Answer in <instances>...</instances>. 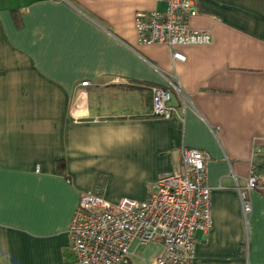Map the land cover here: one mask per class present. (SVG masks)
<instances>
[{
    "label": "crops",
    "instance_id": "1",
    "mask_svg": "<svg viewBox=\"0 0 264 264\" xmlns=\"http://www.w3.org/2000/svg\"><path fill=\"white\" fill-rule=\"evenodd\" d=\"M196 3L189 27L213 43L175 61L137 41L157 0H0V264H77L84 193L102 181L113 204L147 200L183 148L208 154L213 189L194 264H264V198L245 216L239 193L264 150V0ZM172 82L179 115L155 117L153 88ZM146 246L130 264H155L163 245Z\"/></svg>",
    "mask_w": 264,
    "mask_h": 264
},
{
    "label": "built area",
    "instance_id": "2",
    "mask_svg": "<svg viewBox=\"0 0 264 264\" xmlns=\"http://www.w3.org/2000/svg\"><path fill=\"white\" fill-rule=\"evenodd\" d=\"M165 10L138 11L135 30L140 46H163L173 51L175 61L186 57L182 46L213 43L209 31L192 30L190 20L199 13L196 0H157ZM89 82H83L86 87ZM173 92L181 95L180 84L153 88V115L170 119L179 115L172 104ZM184 101V100H183ZM184 104L186 102L184 101ZM218 128L216 134H220ZM183 171L162 173L155 190L144 201L124 198L118 204L106 200L102 181L81 198L70 230L71 247L77 264H130L137 250L152 242L163 245L155 264H194L196 233L213 229L212 193L208 184L207 153L183 148ZM264 198V150L257 149L244 189L239 187L243 212L251 213L252 193Z\"/></svg>",
    "mask_w": 264,
    "mask_h": 264
},
{
    "label": "rangeland",
    "instance_id": "3",
    "mask_svg": "<svg viewBox=\"0 0 264 264\" xmlns=\"http://www.w3.org/2000/svg\"><path fill=\"white\" fill-rule=\"evenodd\" d=\"M160 6H159V8H158V10H160V11H164L165 10V7H166V4H164V3H161V4H159ZM255 193H258V192H255ZM259 194V193H258ZM147 248V246L145 245V246H143V247H140L138 250H137V255L136 256H140V254H142L143 253V251L145 250ZM145 252V251H144ZM135 264H142V263H139V261H137V259L135 260Z\"/></svg>",
    "mask_w": 264,
    "mask_h": 264
},
{
    "label": "trees",
    "instance_id": "4",
    "mask_svg": "<svg viewBox=\"0 0 264 264\" xmlns=\"http://www.w3.org/2000/svg\"><path fill=\"white\" fill-rule=\"evenodd\" d=\"M59 167L63 168L64 167V164L61 162Z\"/></svg>",
    "mask_w": 264,
    "mask_h": 264
}]
</instances>
